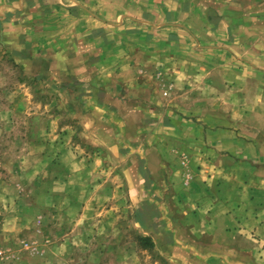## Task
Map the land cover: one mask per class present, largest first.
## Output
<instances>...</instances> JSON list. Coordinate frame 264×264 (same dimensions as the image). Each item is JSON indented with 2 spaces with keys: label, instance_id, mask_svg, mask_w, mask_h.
Returning a JSON list of instances; mask_svg holds the SVG:
<instances>
[{
  "label": "crops",
  "instance_id": "obj_1",
  "mask_svg": "<svg viewBox=\"0 0 264 264\" xmlns=\"http://www.w3.org/2000/svg\"><path fill=\"white\" fill-rule=\"evenodd\" d=\"M7 61L27 78L0 119L96 150L59 144L43 171L42 204L69 215L42 264H80L83 180L101 174L155 213L136 222L141 253L264 264V175L238 167L264 160V0H0V84Z\"/></svg>",
  "mask_w": 264,
  "mask_h": 264
},
{
  "label": "rangeland",
  "instance_id": "obj_2",
  "mask_svg": "<svg viewBox=\"0 0 264 264\" xmlns=\"http://www.w3.org/2000/svg\"><path fill=\"white\" fill-rule=\"evenodd\" d=\"M7 62V67L2 68L0 112L9 105L23 104L9 100L10 93L15 91L11 83L27 78L22 70L12 68ZM30 108L35 106L32 104ZM36 123L21 114L0 119V264H42L43 237L55 241L67 233L65 228H59L68 219L66 209L58 212L55 205L45 207L39 191L43 171L50 176L58 173L59 144L74 146L75 143L87 154L96 151L82 147L77 133L67 138L63 133L40 132L43 128ZM37 143L42 144L41 149L36 148ZM45 143L48 148L43 149ZM44 156L51 159L52 166H44L42 170L43 165L37 163ZM238 167L249 172L255 167L257 175H264L262 158L252 167ZM83 181V210L77 216L83 222L79 234L82 242L74 251L81 257L80 264H164L157 256L141 253L137 245L140 231L136 222L154 219L155 213L139 212V205L124 195L123 187L113 190L117 183L109 182L106 174L99 175L97 181L94 176ZM146 200V208L153 207L156 198L151 196Z\"/></svg>",
  "mask_w": 264,
  "mask_h": 264
},
{
  "label": "trees",
  "instance_id": "obj_3",
  "mask_svg": "<svg viewBox=\"0 0 264 264\" xmlns=\"http://www.w3.org/2000/svg\"><path fill=\"white\" fill-rule=\"evenodd\" d=\"M138 244L142 249H147V250H152L154 247L152 239L147 236H139Z\"/></svg>",
  "mask_w": 264,
  "mask_h": 264
}]
</instances>
